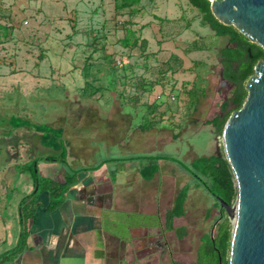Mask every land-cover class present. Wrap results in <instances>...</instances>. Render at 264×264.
<instances>
[{"label": "rangeland", "instance_id": "obj_1", "mask_svg": "<svg viewBox=\"0 0 264 264\" xmlns=\"http://www.w3.org/2000/svg\"><path fill=\"white\" fill-rule=\"evenodd\" d=\"M135 8L117 11L115 0H0V126L23 123L12 133L20 135L12 146L20 164L35 149L26 135L35 124L49 126L51 114L69 110L72 118L87 107H123L135 124L155 117L153 124L178 127L186 160L224 154L222 134L209 121L235 87L223 77L218 55L228 37L205 26L189 0H142ZM124 72L130 77L122 84L116 74L122 79ZM155 104L156 114L149 116ZM50 152L36 148L37 156ZM163 154L179 156L168 142ZM10 161L0 157V167ZM5 190L6 197L14 194ZM203 213L196 211L191 237L172 243L175 254L167 252L158 264L196 262L202 229L210 227ZM222 216L216 223L223 227L228 218L233 231V219Z\"/></svg>", "mask_w": 264, "mask_h": 264}, {"label": "crops", "instance_id": "obj_2", "mask_svg": "<svg viewBox=\"0 0 264 264\" xmlns=\"http://www.w3.org/2000/svg\"><path fill=\"white\" fill-rule=\"evenodd\" d=\"M76 111L72 118L69 110L51 114V139L35 124L26 133L35 149L21 164L12 147L21 127L0 126V157L13 160L0 167V183L14 193L0 194V264H158L175 254L172 243L191 237L199 208L210 222L199 246L214 234L219 202L190 166L199 156L186 160L178 127L135 124L123 107ZM167 142L178 157L163 154ZM38 147L51 154L37 156ZM55 186L63 188L60 197L52 195Z\"/></svg>", "mask_w": 264, "mask_h": 264}, {"label": "water", "instance_id": "obj_3", "mask_svg": "<svg viewBox=\"0 0 264 264\" xmlns=\"http://www.w3.org/2000/svg\"><path fill=\"white\" fill-rule=\"evenodd\" d=\"M215 17L264 48V0H210ZM248 95L222 133L238 189L231 204L214 194L233 219L229 264H264V60L246 81ZM221 264V263H220Z\"/></svg>", "mask_w": 264, "mask_h": 264}, {"label": "trees", "instance_id": "obj_4", "mask_svg": "<svg viewBox=\"0 0 264 264\" xmlns=\"http://www.w3.org/2000/svg\"><path fill=\"white\" fill-rule=\"evenodd\" d=\"M142 0H115V8L117 11L128 9L131 13L137 11L135 8ZM190 4L198 9L202 15V22L208 26L217 36H227L229 44L218 50V55L223 66L222 74L225 79L234 84V89L231 96L222 103L221 112L209 121L216 127L217 132L223 133L224 126L230 117L231 113L240 109L247 98L248 91L246 89V81L255 72V65L259 60H264V48L257 43L251 42L244 34H242L234 25H227L219 21L211 10L210 0H189ZM136 40H134L135 42ZM125 45L131 44L130 37H125L123 40ZM198 49H203L204 46H197ZM205 49V48H204ZM105 56V55H104ZM106 57V56H105ZM118 69V65H115ZM126 68L122 66L121 71ZM125 73V72H124ZM118 80L125 83L126 73L124 78ZM144 79V77H143ZM145 89V85L142 86ZM122 93V92H121ZM120 93V94H121ZM197 102V99H196ZM196 104V103H195ZM156 107L150 114H156ZM195 106V105H194ZM154 116V115H152ZM156 118H150L149 123H144L146 126H152ZM23 123L19 124L22 125ZM37 129L43 132L44 138L51 139V129L49 126L39 125ZM57 136V135H56ZM55 136L54 139H57ZM54 160L55 158H50ZM63 161H66L63 157ZM193 170L197 172L199 180L207 187V189L214 195H219L228 203L233 204L237 198V185L232 168L222 152L219 154H212L210 156L198 157L193 162ZM35 171V168L31 166ZM38 185L42 186L41 180L38 178ZM54 186L52 187V189ZM62 187L55 186L53 190V197H60ZM185 193L179 196L177 207L180 208L183 204ZM28 200L24 202L27 203ZM57 202V200H55ZM222 218H224L222 216ZM226 218V217H225ZM228 223L221 227L216 224L217 229L213 235H207L203 238V242L198 249V257L193 264H229L227 258L229 248L231 247L232 231L231 224L228 218ZM24 235V232H23ZM23 236L16 252L22 249ZM205 252H208L206 257Z\"/></svg>", "mask_w": 264, "mask_h": 264}, {"label": "flooded vegetation", "instance_id": "obj_5", "mask_svg": "<svg viewBox=\"0 0 264 264\" xmlns=\"http://www.w3.org/2000/svg\"><path fill=\"white\" fill-rule=\"evenodd\" d=\"M179 264H182V263H179ZM193 264V263H192Z\"/></svg>", "mask_w": 264, "mask_h": 264}]
</instances>
